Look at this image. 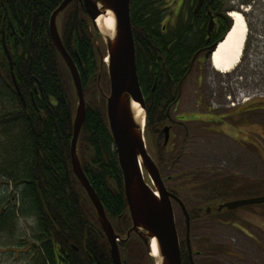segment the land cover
Returning <instances> with one entry per match:
<instances>
[{"label": "trees", "instance_id": "16d2710c", "mask_svg": "<svg viewBox=\"0 0 264 264\" xmlns=\"http://www.w3.org/2000/svg\"><path fill=\"white\" fill-rule=\"evenodd\" d=\"M62 1L0 0V240L12 252L14 247L24 249L19 252L33 264H113L96 211L71 166L77 98L70 72L49 34L50 16ZM164 5L166 0H130L136 74L151 142L162 137L167 103L177 92L170 82L182 77L183 67L205 37V22L202 26L180 21L162 31ZM197 17L208 19L203 10ZM58 19L60 38L77 66L86 102L78 158L114 232L122 238L131 219L106 116L108 76L103 67L98 78L99 56L81 0L70 3ZM163 150L160 147L157 154L160 171L165 172L169 160ZM38 191L57 229L46 216ZM223 192L227 191L219 193ZM211 193L214 196L207 201L219 197L216 190ZM188 211L191 218L198 217L196 208ZM20 219L32 220L23 236L18 235ZM180 250L181 263L189 264L184 241ZM119 251L123 264H148L146 248L135 233Z\"/></svg>", "mask_w": 264, "mask_h": 264}, {"label": "rangeland", "instance_id": "374dc122", "mask_svg": "<svg viewBox=\"0 0 264 264\" xmlns=\"http://www.w3.org/2000/svg\"><path fill=\"white\" fill-rule=\"evenodd\" d=\"M231 3L234 5L233 10L244 13L249 24L246 45L256 35L264 37V0H233ZM251 29L257 31L256 35H251L249 32ZM92 33L95 34V43L99 46V51L104 53L102 37L95 33L93 28ZM261 39L258 47L263 45ZM205 66L199 87L194 85L198 73H193L185 81L177 110L171 113V117L176 118L182 113L195 110L196 100L207 97L211 99L208 102L203 100L207 108L213 111L229 108L224 105L226 97L231 95L233 98L234 89L237 88L233 72L222 74L208 63ZM240 66L245 82L251 80V75L259 72L256 80L258 83L261 81L259 87L261 93H264V57L244 56ZM253 91L258 92L253 89L251 94ZM204 109L202 106V110ZM188 126L190 132L185 140L179 132L172 140L173 146L164 149L165 159L171 160L165 165V175L168 178L166 187L174 189L187 210L201 207L204 213L206 206L215 202L220 205L234 200L264 196V151L254 150L253 146L245 149L238 145L231 147L232 144L227 138L223 140L220 137L218 142L216 137L213 140L205 138V134L204 137L198 136L200 132L193 130L197 123ZM159 146L152 151L148 150L151 158L159 150ZM143 175L145 182L152 186L144 170ZM1 182L0 179V189L3 187ZM214 190L218 193L227 192L217 194L216 196L219 195L220 198L216 197L218 200L209 203L207 200L214 196L211 193ZM204 201H207L206 204H203ZM173 210L176 231L181 242L185 238L183 217L176 204H173ZM31 221L20 219L18 235L23 236L26 230H30ZM190 243L193 246L194 264H264V203L220 212L218 216L192 218ZM2 244L4 242L0 240V264H33L27 255L19 252L24 249L14 247L12 252ZM147 261L149 264L148 257Z\"/></svg>", "mask_w": 264, "mask_h": 264}, {"label": "water", "instance_id": "95a60500", "mask_svg": "<svg viewBox=\"0 0 264 264\" xmlns=\"http://www.w3.org/2000/svg\"><path fill=\"white\" fill-rule=\"evenodd\" d=\"M73 1L63 0L53 11L49 20V33L52 43L70 72L77 98L70 145L73 174L96 211L98 221L110 245L113 264H122L118 243L127 240L132 232L136 233L143 241L149 264H182L172 201L178 203L183 213V220L185 221L184 241L188 249L187 252L191 257L190 218L181 199L166 189L159 169L146 149L144 140L145 100L136 74L135 46L130 20V0H81L89 30L91 31V27H93L95 32L100 34L106 51V56L99 52L100 64L105 65L109 80V94L105 96L106 116L115 146L117 162L123 177L124 195L132 223L123 239L114 232L97 194L83 172L77 154V141L85 120L86 103L77 66L64 48L57 26L58 16ZM202 1L199 0L198 6ZM106 14H111L113 17L114 28L112 31L96 23L99 16ZM211 25L212 20L209 27H207L208 32L211 30ZM224 37L221 41L225 39ZM94 44L99 51V46L95 42ZM218 44L219 42L210 48L207 56L212 57V53ZM196 56L197 54L194 55L191 64ZM186 76L187 74L179 81L177 99L180 96L181 85ZM13 83L18 90L14 78ZM133 104H137L142 110L141 116H138ZM30 123L36 137L35 127L31 120ZM164 132V142L166 144L169 138V128L167 126L164 128ZM143 170L148 175L152 187L145 182ZM38 196L46 216L57 229L40 191H38ZM261 203H264V196L226 202L219 205L218 208L220 210L225 207L232 210ZM153 240H155L154 243L157 246V257L151 254V242ZM191 262L193 263V261Z\"/></svg>", "mask_w": 264, "mask_h": 264}, {"label": "flooded vegetation", "instance_id": "af4514ba", "mask_svg": "<svg viewBox=\"0 0 264 264\" xmlns=\"http://www.w3.org/2000/svg\"><path fill=\"white\" fill-rule=\"evenodd\" d=\"M231 1L233 2V0H228L224 4L223 2L213 3V0H203L200 6H198L199 0H166L167 5H164V8H162L161 11V14H163L161 18V24L163 25L161 28L162 31H164V29H166V26L168 25L175 27L176 24L180 21L184 22L187 25L201 24L202 26L204 25L205 22V37L202 38L203 39L202 44L196 47L195 51L191 54L190 59L188 60L189 61L188 65L183 67L185 73L182 75V77H179L175 84L173 82H170L172 83L173 86L174 85L176 86V89H178L179 81L184 77L185 74H187V76L182 82L181 85L182 87L185 84V81H187L193 73H198L194 85L196 87L200 86V82L202 80L201 74L206 69L205 64L206 63L209 64V60H207L208 51L215 43L219 42L222 39L224 34H226V31L228 30L229 26L231 25V19L230 17H228L229 12L232 11L234 8V5H232ZM186 4L188 6L187 9L184 8ZM202 10L204 11L205 16L208 17L206 21L204 18L197 17ZM211 20H212V25L210 27L211 30L210 32H208L207 27H209ZM249 32L251 33V35L254 36L256 35L257 31L256 30L252 31L251 29ZM90 35H91V39L94 42L95 34L90 33ZM259 39L262 40L261 44H263L260 47H258L260 45ZM195 54H197V56L193 61V63L191 64V61ZM251 55L264 57V37L256 35L254 39L251 38L248 41L247 45H245L244 56L248 57ZM208 67L209 66H207V68ZM240 68L241 66L239 65L238 68H236L233 72V79L235 80V85L237 86V89L236 90L234 89V91L235 92L237 90L250 91L251 88L256 89L258 92L254 91L253 93L255 98L251 99V108L249 106H241L240 101L236 103L233 102L231 106H229V103L225 101L226 104L224 103V105L229 107L228 109L213 111L211 108H207L206 103L203 102V100L207 102L211 100L209 97H207L206 99L203 100L202 99L196 100L195 110L187 111V113L186 112L182 113L180 116H176V118H173L171 117V113L177 110L176 108L180 102V97H181V93H180V96L177 99V94H178L177 93L178 90H177V92H175L176 94L172 97L171 101L167 103L168 105L166 108V120L162 127V137L161 138L155 137L153 142L148 140L147 139L148 137H145L148 143L146 144L147 150L152 151L153 148L157 149L158 146L160 145L161 140L163 141L160 147H162L163 149H167V147H172L173 146L172 140L175 136H177L179 132H181L180 135H182L183 139L185 140L190 132L188 125L191 123H197V127L193 130L196 132L197 131L200 132L199 133L200 135L198 136L204 137L205 134L206 135L205 138H210L213 140H215L216 137L218 142H220L219 141L221 139L220 137H224L227 138V140L232 144L231 147L238 145L240 148L245 149L246 147L253 146L254 150L264 151V93H261L260 91L259 86L262 84L261 81H259L258 83L256 80L258 79L257 77H259V72H257L256 75H251L250 78L251 80L245 82L244 76L241 72L242 69ZM202 106H204L205 108L204 110H202ZM252 113L253 116L251 117L250 115ZM146 126H147L146 130L151 131L150 126L148 125ZM166 126L169 128V135H168L169 138H168V142L165 144L164 128ZM174 132L176 134H174ZM234 133H236V135H233ZM241 135L243 136L241 137ZM146 136H147V132H146ZM163 151L164 153H166L165 150ZM157 153L158 151L155 152L153 158L155 164L157 165V168L159 169L161 179L166 184L168 178L165 175V172L160 171L161 168H159L160 167L159 164L161 162V156L159 155L161 154L158 155ZM170 192L173 193L171 190ZM216 200L218 199H215L214 201ZM212 201H209V203H211ZM206 202H203V204H206ZM173 204H176V202L173 201ZM218 207L219 204L215 202L213 204H208L204 209V213L203 210L200 209L201 207L196 209L198 211L197 213L199 217L218 216L220 212L230 211L225 207H222V209L219 210ZM181 214L183 216L182 211ZM188 214L190 218L189 220L191 222L192 221L191 215L190 213ZM127 240H125L123 243H125ZM123 243H118V247L120 244ZM191 247H192V251L190 252L192 253L193 252L192 244ZM187 257L189 264H193L190 260V256L188 252H187Z\"/></svg>", "mask_w": 264, "mask_h": 264}, {"label": "bare ground", "instance_id": "6f19581e", "mask_svg": "<svg viewBox=\"0 0 264 264\" xmlns=\"http://www.w3.org/2000/svg\"><path fill=\"white\" fill-rule=\"evenodd\" d=\"M228 16L232 18V26L224 37L225 39L217 45L210 60L212 68L222 74L230 73L239 65L248 33L245 19L240 12L231 11ZM96 23L99 26L103 25L109 31L114 28V20L111 14L99 16ZM133 107L137 110L138 116H141L142 110L137 104H133ZM154 242L155 240L151 242V254L157 257L158 251Z\"/></svg>", "mask_w": 264, "mask_h": 264}, {"label": "crops", "instance_id": "0c3cea01", "mask_svg": "<svg viewBox=\"0 0 264 264\" xmlns=\"http://www.w3.org/2000/svg\"><path fill=\"white\" fill-rule=\"evenodd\" d=\"M245 106H249L250 108H251V103L250 104H248V105H245ZM251 116V115H250ZM250 120H251V117H250ZM250 130H251V127H250ZM233 135H236V133H234ZM243 135H241V137H242ZM223 140H225V138L223 137L222 138ZM228 141V140H227ZM227 141H225V142H227Z\"/></svg>", "mask_w": 264, "mask_h": 264}, {"label": "built area", "instance_id": "2783aa9c", "mask_svg": "<svg viewBox=\"0 0 264 264\" xmlns=\"http://www.w3.org/2000/svg\"><path fill=\"white\" fill-rule=\"evenodd\" d=\"M251 98V94L249 96H247L246 98H244L243 100H247Z\"/></svg>", "mask_w": 264, "mask_h": 264}]
</instances>
